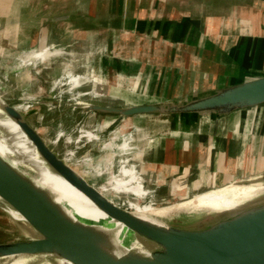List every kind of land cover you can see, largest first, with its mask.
<instances>
[{"label":"crops","instance_id":"crops-1","mask_svg":"<svg viewBox=\"0 0 264 264\" xmlns=\"http://www.w3.org/2000/svg\"><path fill=\"white\" fill-rule=\"evenodd\" d=\"M0 69L25 95L37 87L56 91L58 101L67 95L71 103L133 105L143 104L135 99L145 93L181 104L264 76V0H0ZM81 113L96 125L75 142L85 136L109 157L97 166L76 158L70 136L59 156L95 188L92 181H101L139 195L140 170L128 154L140 123L104 139V125L115 117ZM139 116L146 141L137 160L168 196L264 175V104L221 116ZM38 132L44 137L46 128Z\"/></svg>","mask_w":264,"mask_h":264},{"label":"water","instance_id":"water-1","mask_svg":"<svg viewBox=\"0 0 264 264\" xmlns=\"http://www.w3.org/2000/svg\"><path fill=\"white\" fill-rule=\"evenodd\" d=\"M4 99V98H3ZM264 104V76L227 86L202 97L178 103H143L123 107L71 103L84 112L99 111L122 117L158 112L196 118L228 115ZM34 144L47 165L83 193L110 219L123 223L143 248L122 245L107 229L70 217L35 177L14 166L0 153V202L12 224L31 233L26 239L0 242V258L23 252H45L72 264H264V199L243 210L194 226L149 223L116 205L68 165L28 122L26 114L5 99L0 105ZM264 182V175L235 181ZM15 209L24 220L12 216ZM247 210V211H244Z\"/></svg>","mask_w":264,"mask_h":264},{"label":"rangeland","instance_id":"rangeland-1","mask_svg":"<svg viewBox=\"0 0 264 264\" xmlns=\"http://www.w3.org/2000/svg\"><path fill=\"white\" fill-rule=\"evenodd\" d=\"M61 54L62 52H58L56 55L60 56ZM3 83V91L0 89V96L2 97V99L4 98L11 105H15L17 110L26 111L28 109L26 113L24 112V114H26L27 116L26 119L37 131L41 128H46L44 139L58 155H62L64 151L63 147H65V138L66 136H70L71 142L69 143V148L75 149L76 158L81 159L83 157H89L93 166H97L98 163H101L102 165L104 163V160L109 157V154H102L99 144H94L93 141H88L87 137L85 136L81 137L78 144L75 142V140L79 138L81 130L92 131L94 130V126L96 124L92 125V123H90V119L86 115H83L81 113L82 108L74 109L71 106V102L67 100V95L62 98L63 100L58 101V93L56 91L47 90L45 92L38 93V91H42V89H38L37 87L34 91H31L30 95H25L23 93L24 88L19 87L15 84L14 76L10 73L7 74L6 72H4V69H0V88L2 87ZM91 88V85H87L82 87L81 90L86 91ZM109 90H113L120 95L129 96L130 98L132 97L131 90L127 91L119 88H109ZM137 97L135 99V103H160L156 102L158 99H155L151 96H146L145 93H142L141 96ZM42 98L48 100L50 103L41 104L40 99ZM85 102L88 104L101 103L92 99H86ZM112 105L117 107L127 106V104H121L120 102H116ZM109 116H114L117 119L114 118L108 124L104 123L105 125L101 132L104 139H110L114 133L115 128H117L119 132L125 134L132 131L133 125L134 123H136V121L140 123V130L136 131L133 134V149H131V153L128 155L130 156L131 161L136 164L137 169L140 170V176L142 178L141 190L143 191H141V193L138 195L134 192L129 193L128 190H125V192L124 190H117L122 188H120L116 184H114L112 188H109L108 185H103L104 183H102L101 181L96 183L92 181V184L97 186V188L102 191L116 205L128 211H133L130 210V206L133 203H137L138 205L142 206H153V209L151 210L157 213L153 215L155 217H161V219L159 220L160 222L194 226L196 224H199L202 219L206 220V218H203L202 216L195 213H183L182 211L180 212L179 206L187 205V202L189 200H196L197 195L209 193L210 190L221 186L204 189L197 192L196 194H191L189 196H168L165 192H162L159 184L155 181V179L142 170L137 160L138 154L139 152H142L143 145L146 141V139L143 137L144 131L141 130V123L143 122H140V116L135 115L136 117H119L116 114H109ZM104 117V114H100L99 119L102 120L104 119ZM123 118H125L126 121L123 120ZM13 125L15 142L17 143L21 158L24 159L25 157L24 161L31 164H37L38 162H40L41 160L39 159L38 153L35 148L31 145H28V140L26 136L20 131L18 125L14 122ZM28 156L30 157V159L27 158ZM117 167L118 166H116L115 168ZM262 183L264 184V182ZM60 186H62V188L66 190L86 197L83 193H81L76 188L74 189V187H72L68 183ZM6 209L7 207L0 202V242L26 239L30 237L31 233L29 231H26L22 228L18 229L12 224V217L6 212ZM9 212L13 217L20 219L17 211L16 214L11 210H9ZM173 213H175L176 215Z\"/></svg>","mask_w":264,"mask_h":264},{"label":"bare ground","instance_id":"bare-ground-1","mask_svg":"<svg viewBox=\"0 0 264 264\" xmlns=\"http://www.w3.org/2000/svg\"><path fill=\"white\" fill-rule=\"evenodd\" d=\"M3 102L4 101L0 96V105ZM78 103L85 104L84 102H78ZM13 122L17 124L0 107V153L5 158H7L14 166L22 168L28 174L33 175L40 185L46 187L51 192L53 199L65 210V212L70 217L76 220H80L81 222L86 224L98 226L100 228L105 227L107 231L111 233L113 240H115L119 244L135 247V248H143V246L140 245L139 242L131 238V235L129 234L131 231L123 223H117V225H112L110 223L109 217L103 211H100V209L88 198L62 188V186L60 185L63 184L65 185L66 183H68L69 185L71 184L68 181H66L62 176H60L58 173H56L54 170H52L47 165L45 160L39 155L38 152L37 153L39 159L43 162L46 169H48L49 172L52 173L53 175L59 176L64 182L55 180L54 178L48 176L46 172L43 170V165L31 164L24 161V159L21 158L17 143L15 142ZM18 127L20 131L27 137V135L23 132V130L20 128L19 125ZM27 139L29 138L27 137ZM103 195L106 196L105 194ZM263 199H264L263 183L242 184V183L233 182L215 188L213 190H210L209 193H203L197 195L196 200H191V201L189 200L187 202L188 203L187 205L179 206V211L180 212L182 211L183 213L184 212L195 213L202 216L203 218H206L207 220H217L218 218H222L223 216H225L227 212H237L243 210L244 207H246L247 205L259 203ZM173 208H177V207H173ZM151 209H153V206H147V205L142 206V205H138L137 203H133L130 206V210H133L130 212H132V214H134L136 217L141 218L149 223L160 225L159 220L161 219V217H155L153 214H157V213L153 212V210ZM10 210L16 214L15 209H10ZM17 213L20 216V220H24L21 214L19 212ZM0 264H72V263L68 260L59 258L55 255L48 254L45 252H23L13 256L0 258Z\"/></svg>","mask_w":264,"mask_h":264},{"label":"flooded vegetation","instance_id":"flooded-vegetation-1","mask_svg":"<svg viewBox=\"0 0 264 264\" xmlns=\"http://www.w3.org/2000/svg\"><path fill=\"white\" fill-rule=\"evenodd\" d=\"M260 77V76H259ZM254 79V78H253ZM250 108H252V107H250ZM118 116V115H117ZM120 117V116H119Z\"/></svg>","mask_w":264,"mask_h":264}]
</instances>
